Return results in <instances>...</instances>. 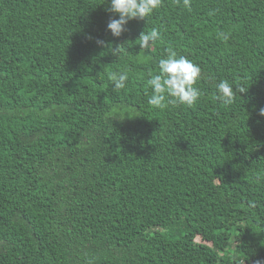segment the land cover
<instances>
[{"label":"trees","instance_id":"1","mask_svg":"<svg viewBox=\"0 0 264 264\" xmlns=\"http://www.w3.org/2000/svg\"><path fill=\"white\" fill-rule=\"evenodd\" d=\"M191 2L114 37L103 0H0V264H264V0ZM167 49L193 107L148 103Z\"/></svg>","mask_w":264,"mask_h":264},{"label":"clouds","instance_id":"2","mask_svg":"<svg viewBox=\"0 0 264 264\" xmlns=\"http://www.w3.org/2000/svg\"><path fill=\"white\" fill-rule=\"evenodd\" d=\"M162 0H103L109 3L106 9L109 13L118 14L119 18H112L107 24V29L114 37H120L127 29L129 21L133 19H149L152 14L161 6ZM179 5L181 0H174ZM183 6L191 10V0H182ZM220 37L227 41L230 34L221 32ZM161 38L158 29L153 28L150 32H142L139 36V45L143 51L152 50L153 45ZM105 44V41H97ZM109 50L117 56L121 47H111ZM167 55L158 61V73L152 74L149 71L147 84L151 89L148 103L159 109L166 105H184L193 107L202 97L201 90L196 87L197 81L202 77L201 67L184 56H178L176 51L167 49ZM113 91L125 89L129 81V72L121 70L111 76ZM217 99L225 105H230L235 99L236 93H243L248 90L245 85H233L227 80L221 79L215 84ZM235 87V91H234ZM147 95V93H146ZM259 115L264 116V108H259ZM257 264H261L257 261Z\"/></svg>","mask_w":264,"mask_h":264},{"label":"rangeland","instance_id":"3","mask_svg":"<svg viewBox=\"0 0 264 264\" xmlns=\"http://www.w3.org/2000/svg\"><path fill=\"white\" fill-rule=\"evenodd\" d=\"M200 240V239H199Z\"/></svg>","mask_w":264,"mask_h":264}]
</instances>
